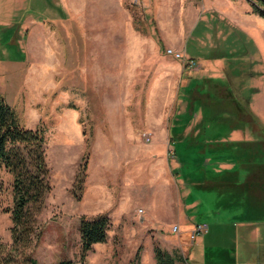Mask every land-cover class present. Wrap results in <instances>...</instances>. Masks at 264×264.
<instances>
[{
  "label": "rangeland",
  "instance_id": "374dc122",
  "mask_svg": "<svg viewBox=\"0 0 264 264\" xmlns=\"http://www.w3.org/2000/svg\"><path fill=\"white\" fill-rule=\"evenodd\" d=\"M235 1L212 0L193 23L179 13L190 0H28L13 21V0H0V94L25 126L46 129L51 190L38 214L42 238L31 250L38 264H157V247L187 258L184 264H242L248 260L244 245L259 243L263 250L264 216L246 220L218 191L194 188L175 174L176 144L185 149L203 117L184 99L193 76L223 81L234 105L256 118L239 126L235 112L224 111L230 118L220 140L231 149L214 159L216 170L236 166L232 147L245 145L237 142L264 143V133L258 135L264 125V16L258 11L264 0ZM179 37L194 67L167 53ZM69 114L76 128L67 125ZM173 127L182 135L176 144L170 143ZM145 132L152 133L150 142ZM255 149L264 163L263 144ZM85 161L81 190L75 178ZM189 173L192 167L183 170ZM7 179L0 171V240L11 244ZM100 214L110 218L107 241L83 259L81 217ZM198 224L208 229L193 237ZM249 227L253 237L246 233L243 240L241 230Z\"/></svg>",
  "mask_w": 264,
  "mask_h": 264
},
{
  "label": "trees",
  "instance_id": "16d2710c",
  "mask_svg": "<svg viewBox=\"0 0 264 264\" xmlns=\"http://www.w3.org/2000/svg\"><path fill=\"white\" fill-rule=\"evenodd\" d=\"M258 11L264 16L263 10ZM219 85L221 83L213 79L195 78L184 87L187 109L190 107L194 110V115L201 109L203 117L194 126L192 139L186 142L185 149L180 147L179 139L182 135L174 132V127L170 130V143L176 144V139L179 142L174 149L180 163L175 174L185 178L194 188L218 191L226 206L239 205L238 210L240 213L244 212V219L260 220L264 216V163L259 161V157L257 159L255 144L264 146V143H256L254 140L237 142L245 145L232 147L238 156L236 166L223 170L215 168L218 162L214 159H222L221 157L231 149L227 147L229 141L220 140L221 129L230 118L225 117L224 111H229V115L235 112L232 118L239 120V126H245L242 121H245L246 125L256 122L250 110L243 108L239 103L235 106L228 88L221 89ZM230 100V107L226 109ZM245 112L249 114L246 115ZM179 125L177 130L181 131L184 124ZM197 128L199 131L196 132ZM258 129V135L261 137L264 125ZM178 136L180 138H176ZM45 144L44 126H25L18 112L0 94V171L5 168L13 175V205L5 209L11 213L12 242L6 244L0 240V264H38L31 255V250L42 238L38 214L44 208L46 196L51 190ZM257 153L260 155V148ZM86 167L87 161L82 163L75 178V186L81 190ZM187 167H192L193 173L183 174ZM249 206L252 211L246 209ZM109 228L110 218L105 214L81 217L79 231L83 259L94 245L107 241ZM155 257L157 264H184V261L189 263L187 258L183 259L181 255L158 247L155 249ZM59 264L74 263L72 260H62ZM126 264H138V261L133 260Z\"/></svg>",
  "mask_w": 264,
  "mask_h": 264
},
{
  "label": "crops",
  "instance_id": "0c3cea01",
  "mask_svg": "<svg viewBox=\"0 0 264 264\" xmlns=\"http://www.w3.org/2000/svg\"><path fill=\"white\" fill-rule=\"evenodd\" d=\"M212 0H190V3H187V8L185 9L184 8V4L182 6L180 10V15L183 13L184 11V18H190L193 20V23L196 21V19L200 16V11L205 8V9H208V7L206 6L207 4L210 5V2ZM220 1H223V3H227V4H231L230 0H220ZM233 1V0H232ZM235 1V0H234ZM244 1V0H242ZM26 2H28V0H13V5L14 6H11V10H13V13L9 15L10 17V21H13V19L17 16L16 13L19 11V10H22L26 7ZM235 2H239V1H235ZM13 8V9H12ZM110 9H112L111 6H109ZM185 9V10H184ZM210 9V8H209ZM115 10V9H114ZM182 10V11H181ZM176 13V12H175ZM174 15L176 16L177 19H180L177 15L178 14H175ZM238 14V13H237ZM174 16V19H176ZM182 16V15H181ZM9 20V19H8ZM27 22L29 23V25H32L34 23V19L32 18V16H29L27 17ZM181 24L183 25V21L181 19ZM177 30H175L176 32ZM181 35L180 37L182 38L184 32H183V29H181L180 31ZM173 38L170 40V43H169V48H172L174 50H177V51H182L185 53V55H187V45H186V41L185 40H182L181 38ZM193 57V56H191ZM196 76H193L192 78L195 79ZM202 78H207V79H213V80H216L214 79L212 76L210 75H205V77H202ZM196 79H200V78H196ZM218 81V79H217ZM190 82V80H189ZM188 82V83H189ZM187 83V84H188ZM218 83H221L220 88L223 89V88H226V86H224V83L223 81H218ZM186 84V85H187ZM75 115L74 114H69V116L67 117V121L69 123H67V125L70 127V124L75 127L76 126V120H75ZM196 118H197V114H196ZM66 125V126H67ZM76 128V127H75ZM1 172L5 173L6 174V177L8 178L7 180L9 181V186L11 187L12 189V181H13V175L7 171L5 168H3L1 170ZM261 231L263 230V234H264V229H259V227L256 228V233L258 231ZM253 228L249 227V228H242L241 230V237L243 240H246L245 238V234L247 233V236H249L250 239H252L253 237ZM198 236V235H197ZM258 248V249H257ZM244 249L246 250L247 252V256H248V260L247 262L244 261V263L242 264H264V247H263V250L261 251V249H259V243L255 246L253 243L250 244L249 246H245L244 245ZM240 264V263H239Z\"/></svg>",
  "mask_w": 264,
  "mask_h": 264
},
{
  "label": "built area",
  "instance_id": "2783aa9c",
  "mask_svg": "<svg viewBox=\"0 0 264 264\" xmlns=\"http://www.w3.org/2000/svg\"><path fill=\"white\" fill-rule=\"evenodd\" d=\"M167 53L172 55V56H174L175 58H178L180 60L185 61L186 64L188 65V67H192V66L194 67L196 65L195 60L194 59L192 60L191 58H187L185 53L182 52V51H177V50H174L172 48H168L167 49ZM143 137H145L146 142H150L152 140V133H149V132L146 133L145 132L143 134ZM207 229H208L207 225L198 224L193 230V237L199 235L200 233L206 232ZM173 231L174 232H178L179 231V226L175 225L173 227Z\"/></svg>",
  "mask_w": 264,
  "mask_h": 264
}]
</instances>
